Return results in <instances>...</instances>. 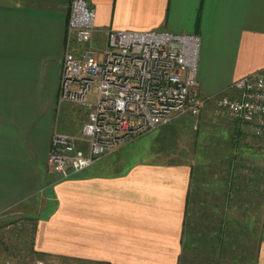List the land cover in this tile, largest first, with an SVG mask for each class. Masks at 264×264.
<instances>
[{
	"label": "crops",
	"instance_id": "0c3cea01",
	"mask_svg": "<svg viewBox=\"0 0 264 264\" xmlns=\"http://www.w3.org/2000/svg\"><path fill=\"white\" fill-rule=\"evenodd\" d=\"M86 1L95 10L86 47L95 52L109 29L198 34L202 95L232 96L236 79L264 67V0ZM70 2L0 0V264L32 263L34 254L42 264H178L193 165L100 158L66 179L48 165L64 113L58 91ZM212 108L208 102L200 122L211 120L243 148L242 137L254 132ZM255 136L249 178L260 187L253 195L264 222V133ZM254 247L251 264H264V229Z\"/></svg>",
	"mask_w": 264,
	"mask_h": 264
},
{
	"label": "built area",
	"instance_id": "2783aa9c",
	"mask_svg": "<svg viewBox=\"0 0 264 264\" xmlns=\"http://www.w3.org/2000/svg\"><path fill=\"white\" fill-rule=\"evenodd\" d=\"M94 20L95 10L86 0H71L58 105L84 109L85 120L77 134H52L48 165L62 179L177 117L197 118L208 102L213 115L235 120L256 135L264 133V67L236 79L232 96L202 95L198 34L109 29L98 58L86 47Z\"/></svg>",
	"mask_w": 264,
	"mask_h": 264
},
{
	"label": "rangeland",
	"instance_id": "374dc122",
	"mask_svg": "<svg viewBox=\"0 0 264 264\" xmlns=\"http://www.w3.org/2000/svg\"><path fill=\"white\" fill-rule=\"evenodd\" d=\"M96 55L98 58H101V53L99 50L96 51ZM63 107L64 108H62V110L64 113L62 112L63 115L59 117L57 123L58 130L70 134H77L82 123L85 120L84 111L82 110V108L75 105H63ZM221 118L228 119L227 117ZM195 120L196 119L192 118L189 115H183L180 118L173 120L169 124L158 128L157 130L147 132L129 139V141H127L117 150L103 156L102 159H109L111 161L117 162V165L119 166H124L136 161L183 160L193 165L195 169L202 168V172L203 174H205L206 172H208V170L210 171L214 167L213 165H209V163H212L209 156L211 153H208L206 156H204L205 153L203 152V150H201V146L204 143L206 145H211L208 143H211L213 139H219L224 144L232 142L233 147L230 155L234 157V163L245 167V170L243 168H238L239 172L236 170L237 176H245L247 174V177H249V175H252L251 173L253 172V170H255L251 165L255 161L254 154L256 153V150L254 148L260 145V141L255 136L256 134L249 131L246 132V136L244 135L242 137L244 140V146L243 148L239 149L240 145L238 144V141L233 140V137L230 138V136H224L223 133H219L220 131H216L214 129L215 125L208 123L211 120L201 123L199 118H197V127L196 129H194L193 124ZM219 135H223L224 139L226 140L223 141ZM254 137L256 138L254 139ZM223 148H225L226 150L228 149L225 147V145L223 146ZM223 148H221L220 150H222ZM205 164H208L209 166L207 167ZM235 192V203H232L233 207L239 208L241 210V213L242 211H246V215L249 220L247 218L240 219L242 221V224L247 225H242V227L240 228L241 236L238 237L240 241L238 240L237 242L235 238L237 235L236 233L234 234L236 242H233V245L237 244L239 248L237 247L234 251L233 248L227 250L228 255L222 259H220V257L219 264H227L230 258L232 260V258L235 257L238 250L241 258L243 259L244 257L249 256V261H247L246 259H243V261H241V259L240 261H236V264H238V262H240V264H251L253 252L255 250L254 245H257V242L261 235V231L262 229H264V222L260 213L261 202L259 203L258 200L255 199L253 193H245L242 187H238L237 189H235ZM200 198L203 199L204 196L201 195L193 198L194 201L191 205L193 209L198 210L201 207V205H199ZM208 200L210 201V203L213 202V196H208ZM253 210L256 211H254L253 213ZM249 212L251 215H249ZM204 223L206 225H204V227H206L204 229L206 232V237L203 239V243L201 242L200 237L197 238L196 236L192 235V248L188 249V251L186 252L187 254L185 255V257H183L181 264H202V261H207L208 249L206 248L211 240L210 238L208 239L207 236H211L212 234V236L214 235L215 237L216 234L214 232H210L211 230H214L212 223L207 221H205ZM207 226H209V228ZM227 227L228 228L226 229V234H229L228 237L231 242L233 239L232 226ZM208 229L210 231H207ZM248 245L251 246L248 247ZM234 253L235 255H233ZM38 257L39 255L34 254L32 255V259L30 258L32 263L27 262L20 264H42L37 259Z\"/></svg>",
	"mask_w": 264,
	"mask_h": 264
},
{
	"label": "trees",
	"instance_id": "16d2710c",
	"mask_svg": "<svg viewBox=\"0 0 264 264\" xmlns=\"http://www.w3.org/2000/svg\"><path fill=\"white\" fill-rule=\"evenodd\" d=\"M219 136L222 138L223 141L226 140L224 139L223 135ZM208 144H211L213 146L206 145L204 143L201 146V150H203V152L205 153L204 156H206L208 153H211L209 156L212 163H209V165H213L214 168L210 171L208 170V172H206L205 174H203L202 168L195 169L194 167H192L191 169L192 182L190 190L186 197V218L184 221V229L182 235V253L180 255L178 264L182 263L183 257H185V255L187 254L186 252L188 251V249L192 248V235L196 236L197 238L200 237V240L203 243V239L206 237V232L202 229V227L205 225V221L213 224V232L216 234V236L210 237V243L207 245L206 248L208 249V259L207 261L205 260V263L202 264H219V258L221 257L220 259H222L228 255L227 250L231 248H233V251L236 250L238 245L234 244V246L233 242H236V240H238V235L241 236L240 228L242 227V225H247L242 224V221L240 219L247 218V215L246 211H242L241 213V210L239 208L233 207V204L235 203V198H232L231 192L235 191L237 187H242L244 191H248L250 189L252 190V193L258 192V188H260L259 186H256L255 178L251 179L247 177V174L245 176H237L236 170L238 171V168H243L245 170V167L240 166L239 164L235 166L233 160L234 157L230 155L233 147L232 142L224 144L219 139H213L211 143ZM223 144L226 148H228L227 150L223 148ZM221 148L223 149L220 150ZM209 165L207 164V167ZM257 182L259 181L257 180ZM252 183L253 185L255 184L254 186H256L257 189L252 188ZM234 187L236 188L234 189ZM201 195L204 196L203 199H199V205H201V207L198 210L192 209V215L188 216V213L190 212L189 209L191 199L193 202L194 197H198ZM208 196H213V202L210 203V201L208 200ZM232 210L236 212H233ZM208 211H212V215ZM227 226H232L233 237L235 233L237 235L235 237L236 240L234 238V241L230 242V239L228 237L229 234H226V229L228 228ZM221 227H224L223 234L220 231ZM205 228L206 227H204V229ZM233 255H235V253ZM248 257L249 256L244 257L243 259L248 260ZM241 259L242 258L238 250V252H236L235 257H233L232 260L230 258L231 262L229 260L227 264H236V261H240ZM243 259L241 261H243ZM238 263L240 264V262Z\"/></svg>",
	"mask_w": 264,
	"mask_h": 264
}]
</instances>
